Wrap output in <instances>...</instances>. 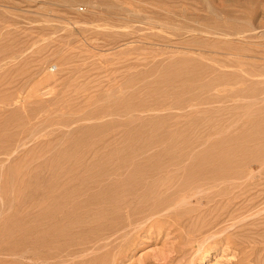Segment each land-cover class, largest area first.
<instances>
[{
	"label": "rangeland",
	"instance_id": "1",
	"mask_svg": "<svg viewBox=\"0 0 264 264\" xmlns=\"http://www.w3.org/2000/svg\"><path fill=\"white\" fill-rule=\"evenodd\" d=\"M0 248L264 264V0H0Z\"/></svg>",
	"mask_w": 264,
	"mask_h": 264
},
{
	"label": "bare ground",
	"instance_id": "2",
	"mask_svg": "<svg viewBox=\"0 0 264 264\" xmlns=\"http://www.w3.org/2000/svg\"><path fill=\"white\" fill-rule=\"evenodd\" d=\"M173 166H174V165H173ZM175 166H176V165H175ZM158 171H159V170H158ZM163 171H164V170H163ZM172 171H176V169H175V170H172ZM177 171H178V169H177ZM177 171H176V172H177ZM160 172H161V171H160ZM165 172H169V171L166 170ZM195 172H196V171H195ZM157 173H158V172H157ZM173 173H174V172H173ZM173 173H172V174H173ZM209 173H210V172H209ZM152 174H153V173H152ZM166 174H167V173H166ZM178 174H180V172L177 173V174L174 173V175H178ZM174 175H171V178H172ZM192 175H195V174H192ZM159 177H160V180H161V178H163L162 182L164 181V179H166V178L161 177V176H159ZM176 177H177V176H176ZM176 177H174V178H176ZM196 178H197V177H196ZM214 178H215V177H214ZM229 178H231V177H229ZM187 179H188V178H187ZM231 179H232V178H231ZM160 180L158 181L159 183H160ZM166 180H167V179H166ZM189 180H190V179H189ZM154 182L158 183L157 180L154 181ZM168 182L170 183L169 180H168ZM195 182H196V181H195ZM212 182H214V181H212ZM152 183H153V182H152ZM164 183H165V182H164ZM164 183H163V187H164V185H165ZM173 183H174V182H173ZM185 183H186V182H185ZM183 184H184V183H183ZM209 184H210V182H209ZM154 185H156V184L154 183ZM157 185H158V184H157ZM157 185H156V186H157ZM213 186H214V185H213ZM215 186H216V185H215ZM167 187H168V186H167ZM172 187H173V185H172ZM182 188H183V187H182ZM146 189H147V193H148V192H149L148 190H150L151 188L148 189V188L146 187ZM146 189H145V191H146ZM136 190H137V189H136ZM136 190H134V191L136 192V194H137V191H139V190H141V192L144 191V190H142V189H139V190H137V191H136ZM151 190H152V189H151ZM151 190H150V191H151ZM169 190H172V191H171L172 193L175 192V190L173 191V188L170 189V187H169ZM176 190H177V189H176ZM134 191H133V192H134ZM153 191H154V190L151 191V194L155 192V191H154V192H153ZM228 191H229V190H228ZM228 191H227V192H228ZM164 192H165V191H164ZM208 192H209V191H208ZM208 192H207V194H208ZM210 192H211V191H210ZM223 192L225 193V191H223ZM139 193H140V191H139ZM143 193H144V192H143ZM160 193H161V192H160ZM166 193H167V192H166ZM177 193H178V191H177ZM215 193H216V192H215ZM163 194H164V193H163ZM168 194H170V192H169ZM173 194H175V193H173ZM173 194H172V195H173ZM204 194H205V193H204ZM212 194H213V193H212ZM226 194H227V193H226ZM128 195H131V193H130V194H127L126 197H127ZM138 195H142V193H140V194H138ZM144 195H145V194H144ZM155 195H156V193H155ZM166 195H167V194H166ZM178 195H179V194H178ZM181 195H183V194H181ZM131 196H132V195H131ZM146 196H149V197H150V193H148ZM151 196H153V199H156V198H154V194L151 195ZM128 197H129V196H128ZM128 197H127V198H128ZM135 197H136V195H135ZM135 197H134V199H135ZM140 197H141V196H140ZM142 197H143V195H142ZM149 197H148V198H149ZM167 197H168V196H167ZM173 197H174V196L169 197V199L171 200ZM175 197H176V196H175ZM175 197H174V198H175ZM181 197H182V196H181ZM205 197H206V196H205ZM209 197H210V196H209ZM228 197H229V196H228ZM131 198L133 199V197H131ZM138 198H139V197H137L136 200H138ZM143 198H144V197H143ZM145 198H146V197H145ZM150 198H151V197H150ZM157 198H158V197H157ZM164 198H165V197H164ZM174 198H173L172 200L175 202ZM178 198H179V197H178ZM183 198H184V196H183ZM230 198H231V197H230ZM134 199L132 200V203H133ZM139 199H140V198H139ZM162 199H163V197H162ZM167 199H168V198H167ZM208 199H209V198H208ZM224 199H225V198H224ZM224 199H223V200H224ZM126 200H127V202H130V201H128V199H126ZM129 200H130V199H129ZM145 200H146V199H144V203H145ZM149 200H150V199H149ZM151 200H152V199H151ZM170 200H169V201H170ZM183 200H184V199H183ZM221 200H222V199H221ZM221 200H220V201H221ZM223 200H222V201H223ZM229 200H231V199H229ZM141 201H142V200H141ZM147 201H148V200H147ZM159 201H162V202H163V200H160V199H159ZM213 201H214V200H213ZM123 202H125V201H123ZM134 202H135V201H134ZM136 202H137V201H136ZM152 202H153V201H152ZM155 202H156V201H155ZM171 202H172V201H170V203H169V202H166V203H163V204L159 205V206L157 207V209H156V210H157L156 212L164 211V210H168V211H169V209H170L169 207H170V205H172ZM201 202H202V201H201ZM229 202H230V201H229ZM153 203H154V202H153ZM175 203H176V202H175ZM216 203H217V202H216ZM225 203H226V202H225ZM231 203H232V201H231ZM139 204H140V202H139ZM139 204H137V203L132 204V207H133V205H134V206H135V205L138 206ZM149 204H150V202H149L147 205H149ZM155 204H157V203H155ZM176 204H177V203H176ZM218 204H219V203H217V205H218ZM141 205H142V202H141L140 206H141ZM217 205H216V206H217ZM227 205H228V204H227ZM227 205L225 204L224 206H227ZM232 205H233V204H232ZM142 206H146V204H145V205H142ZM173 206H174V205H173ZM221 206H223V205H221ZM119 207H120V206H119ZM119 207H118V208H119ZM217 207H218V206H217ZM217 207H216V209H217ZM150 208H151V207H150ZM214 208H215V207H214ZM222 208H225V207L218 208V211H222V213H223V210H225L227 207H226L225 209L221 210ZM228 208H229V206H228ZM230 208H231V207H230ZM122 209H123V208H119L118 211H122ZM154 209H155V208H154ZM172 209H173V207H172ZM216 209H215L216 212H214V210L212 209V210H213L212 213H214V214H215V213H216V214L219 213V212H217ZM219 209H220V210H219ZM233 209H234V208H233ZM135 210H136V208H135ZM123 211H124V210H123ZM142 211H143V210H142ZM151 211H152V209H150V212H151ZM126 212H127V211H126ZM126 212H125V213H126ZM150 212H149V213H150ZM169 212H171V210H170ZM142 213H143V212H142ZM149 213H148V214H149ZM151 213H153V212H151ZM154 213H155V212H154ZM154 213H153V214H154ZM160 213H161V212H160ZM220 213H221V212H220ZM225 213H227V214L229 215L230 212L228 213L227 210H226V212L223 213L224 216L226 215ZM126 214H127V213H126ZM126 214H125V215H126ZM153 214H152L151 216H153ZM155 214H157V213H155ZM179 214H180V213H179ZM230 214H231V213H230ZM144 215H145V213H144ZM159 215H160V214H159ZM159 215H158V216H159ZM162 215H163V214H162ZM147 216H149V215H147ZM163 216H165V215H163ZM177 216H178V214H177ZM219 216H220V215H219ZM221 216H222V215H221ZM229 216L232 217V214L229 215ZM229 216H228V217H229ZM129 217H130V216H129ZM161 217H162V216H161ZM233 217H234V216H233ZM130 218H131V217H130ZM132 218H133V217H132ZM142 218H143V217H142ZM151 218H152V217H151ZM234 218H235V217H234ZM126 219H127V218H126ZM181 219H182V218H181ZM130 220H131V219H130ZM134 220H135V218H134ZM175 220H176V218H175ZM121 221H122V220H121ZM125 221H126V220H125ZM125 221H123V222H124L125 225H126V222H125ZM128 221H129V220H128ZM141 221H143V220H141ZM129 222H131V221H129ZM129 222H128V223H129ZM133 222H134V221H133ZM133 222H131V223H133ZM137 222H139V221H137ZM137 222H136V223H137ZM145 222H146V221H145ZM175 222H176V221H175ZM128 223H127V224H128ZM219 223H220V222H219ZM122 224H123V223H121L120 225H122ZM177 224H178V223H177ZM120 225L118 224L117 226H120ZM128 225H129V224H128ZM130 225H131V224H130ZM132 225H133V224H132ZM180 225H181V224H180ZM115 226H116V224H115ZM115 226H114V228H115ZM123 226H124V225H123ZM121 227H122V226H121ZM121 227H119V228H120V229H123V227H122V228H121ZM112 228H113V227H111V229H112ZM126 229H127V228H126ZM112 230H113V229H112ZM114 230H115V229H114ZM115 231H116V230H115ZM115 231H114V233H116ZM120 231H123V230H120ZM124 231H125V230H124ZM124 231L122 232V234L124 233ZM107 232H108V231H107ZM105 234H106V233H105ZM107 234H109V232H108ZM111 234H113V232H111ZM118 234H119V235H118V236H119L118 238H120V237H121L120 235H122L121 232L118 233ZM116 235H117V234H116ZM114 236H115V235H114ZM114 236H113V237H114ZM115 238H116V240H117V236H115ZM121 238H122V237H121ZM9 239H10V238H9ZM105 239H106V238H105ZM102 240H104V238H103ZM7 245H9V243H8ZM10 245H11V244H10ZM1 248H5V247H1ZM1 248H0V249H1ZM7 249H8V248H7ZM9 249H10V247H9ZM3 250H4V249H3ZM8 251H9V250H8ZM0 253H1V251H0ZM3 253H4V252H3ZM17 257H18V256H17ZM20 258H21V257H20ZM24 259H25V258H24ZM48 259H49V258H48Z\"/></svg>",
	"mask_w": 264,
	"mask_h": 264
}]
</instances>
